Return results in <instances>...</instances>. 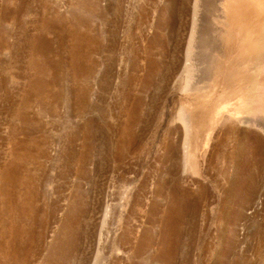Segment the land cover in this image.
I'll return each mask as SVG.
<instances>
[{"label":"rangeland","instance_id":"obj_1","mask_svg":"<svg viewBox=\"0 0 264 264\" xmlns=\"http://www.w3.org/2000/svg\"><path fill=\"white\" fill-rule=\"evenodd\" d=\"M256 8L0 0V264H264V133L209 126Z\"/></svg>","mask_w":264,"mask_h":264},{"label":"crops","instance_id":"obj_2","mask_svg":"<svg viewBox=\"0 0 264 264\" xmlns=\"http://www.w3.org/2000/svg\"><path fill=\"white\" fill-rule=\"evenodd\" d=\"M262 11L264 8L247 9L246 13L242 11L244 13L241 23H231L232 25H227L228 29L224 31L225 40L221 41V49L216 52V59L209 67L208 75H229L232 81L234 78L240 79L239 83H233V88H238L239 92L226 103L210 109V127L212 122L216 125L221 119L222 121L227 119L230 123H233L231 121L241 123L243 120L264 123V13H261ZM244 124L248 128H253Z\"/></svg>","mask_w":264,"mask_h":264},{"label":"bare ground","instance_id":"obj_3","mask_svg":"<svg viewBox=\"0 0 264 264\" xmlns=\"http://www.w3.org/2000/svg\"><path fill=\"white\" fill-rule=\"evenodd\" d=\"M218 1V0H217ZM249 1V0H248ZM246 4V3H245ZM251 4V3H250ZM225 6H226V3H225ZM214 7V6H213ZM210 8H212V7H210ZM214 9V8H213ZM260 9V8H259ZM229 10V9H228ZM214 11V10H213ZM217 11V10H216ZM225 11V10H224ZM194 12V11H193ZM228 12V11H227ZM216 13V12H215ZM225 14V13H224ZM228 15V14H227ZM228 16H230V14L228 15ZM218 17V16H217ZM227 17V16H226ZM231 17V16H230ZM246 17V16H245ZM215 18V17H214ZM226 20V19H225ZM228 23V22H227ZM194 24V23H193ZM230 24V23H229ZM232 25V24H231ZM223 33H224V31H223ZM224 37V36H223ZM218 42V41H217ZM222 45H223V43H222ZM227 48V47H226ZM190 55V54H189ZM188 58V57H187ZM251 61V60H250ZM251 64V63H250ZM246 66V65H245ZM247 68H248V66H247ZM191 74V73H190ZM233 74V73H232ZM189 79V78H188ZM185 82V81H184ZM189 84V83H188ZM182 111V110H181ZM181 114V113H180ZM188 114V113H187ZM182 115V114H181ZM199 116V115H198ZM190 117H192V116H190ZM202 117V116H201ZM181 118V117H180ZM226 121H227V119H225V120H223V123L221 124V130H222V132H223V135L225 136V135H230L231 133H235V130L237 129L234 125H232V124H226ZM202 122V121H201ZM188 123H190L189 121H188ZM203 123V122H202ZM241 123H246V125H249V126H251V127H256V128H258V129H260L263 133H264V124H262V123H260V122H255V121H251V120H243V121H241ZM199 125H200V123H199ZM186 127V126H185ZM190 127V126H189ZM238 130V129H237ZM247 133V132H246ZM243 148H244V146H243ZM242 148V149H243ZM183 168L184 169H189L190 168V162H189V159H188V151H189V146H188V144H187V140L185 139L184 140V147H183ZM236 152H238V151H236ZM240 154V153H239ZM237 156H238V154H237ZM238 158H240V157H238ZM235 159V158H234ZM233 159V160H234ZM237 161V160H236ZM245 163V162H244ZM246 163H247V161H246Z\"/></svg>","mask_w":264,"mask_h":264}]
</instances>
